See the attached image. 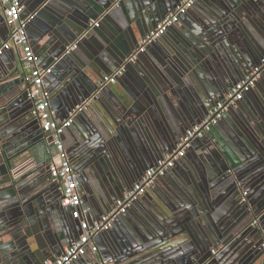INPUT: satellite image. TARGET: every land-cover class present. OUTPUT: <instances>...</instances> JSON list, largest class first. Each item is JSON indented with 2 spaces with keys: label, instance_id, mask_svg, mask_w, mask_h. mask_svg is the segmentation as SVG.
<instances>
[{
  "label": "water",
  "instance_id": "water-1",
  "mask_svg": "<svg viewBox=\"0 0 264 264\" xmlns=\"http://www.w3.org/2000/svg\"><path fill=\"white\" fill-rule=\"evenodd\" d=\"M180 1L24 4L21 17L33 15L27 33L38 62L51 66L45 79L51 82L54 118L68 119L73 113L61 139L75 138L63 143L77 174L81 208L93 213L90 226L264 56V0H198L202 8L190 11L195 4L170 27L179 30L171 43H162V35L129 61L140 41ZM71 44L75 48L66 52ZM6 54L21 71L16 78H9L14 67L3 65ZM121 66L125 71L117 81L123 89L117 92V85L104 77ZM24 76L13 51H3L0 264L53 261L82 232L61 204L48 164L21 172L24 155L47 135L32 114ZM97 104L102 116L95 113ZM79 120L85 127L81 133L75 126ZM135 210L141 214L136 225ZM123 217L128 227L119 231ZM92 240L98 251L88 249L90 262L82 264H264V71L203 138L191 141L166 176Z\"/></svg>",
  "mask_w": 264,
  "mask_h": 264
},
{
  "label": "built area",
  "instance_id": "built-area-1",
  "mask_svg": "<svg viewBox=\"0 0 264 264\" xmlns=\"http://www.w3.org/2000/svg\"><path fill=\"white\" fill-rule=\"evenodd\" d=\"M197 1L181 0L175 9L165 15L156 27L140 41L139 48L128 60H134L137 53L143 52L146 46L164 35ZM0 5L3 8L5 24L9 29L8 40L0 45V54L13 47H18L20 50V60L25 73L28 98L33 104L32 114L38 120L41 130L47 133L46 138H51L46 145V151L51 155L48 161L49 179L51 183L57 185L62 195L61 204L70 209L71 219L79 222L82 231L78 239L65 246L62 253L55 260H46L44 264H72V262L83 257L88 249L96 253L98 247L92 238L98 233L110 229L116 217L124 214L131 203L143 195L157 178L166 176L174 167L176 161L185 155L191 141L203 138L210 128L222 118L227 109L243 99L245 93L256 85L260 74L264 71L263 56L242 80L227 90L222 101H218L201 121L186 130V133L180 138L176 148L171 153L166 154L162 159L157 160L155 165L146 169L131 188L116 200L115 207L109 213L101 215L90 226L85 211L81 208L82 201L77 185V174L61 139L64 129L71 123L73 113H70L68 119L58 120L54 118V110L50 105V92L44 87V79L50 73L51 68L39 65L27 35V24L33 15H30L29 18L21 17L24 10L21 0H0ZM94 25H97V22H94ZM73 48H75V44L68 46L66 52ZM123 70V66L117 68L104 77L105 81L113 82L121 76ZM77 108L81 109L82 107L78 106ZM244 196L245 193H243L242 200H244ZM261 246L264 247V241ZM212 252L215 253L216 250L213 249Z\"/></svg>",
  "mask_w": 264,
  "mask_h": 264
},
{
  "label": "crops",
  "instance_id": "crops-1",
  "mask_svg": "<svg viewBox=\"0 0 264 264\" xmlns=\"http://www.w3.org/2000/svg\"><path fill=\"white\" fill-rule=\"evenodd\" d=\"M21 3H22V5L24 6V4H26V3H28V0H21ZM29 4H30V1H29ZM200 8H202V6H200V3L199 4H196L190 11H195L196 9H200ZM175 9V8H174ZM189 11V12H190ZM0 12L3 14V8L1 7V5H0ZM183 25V24H182ZM183 26H185V25H183ZM188 28H186V30H187ZM35 31H36V29H34ZM179 30H178V28H177V26H174L173 28H170L169 30H168V32H169V34H168V32H167V34H164L163 35V37L165 38V39H163V37H161L160 38V40L162 41V43H166V41H168V42H170V39L171 38H173V35H174V33H176V32H178ZM0 32H1V34H0V40L1 39H3V41H1V43H0V45L2 44V43H4V42H6L7 40H8V37H9V29H8V27L6 26V24H4L3 23V25H1L0 26ZM166 33V32H165ZM27 35H28V33H27ZM28 39H29V43L31 44V46L33 47V41H32V38L28 35ZM166 40V41H165ZM171 43V42H170ZM10 50H12L13 51V54H14V56H16V60H18L19 62L21 61L20 60V50H19V48L18 47H13V48H10V49H8V50H5V51H10ZM6 57H5V60L3 61V65H4V67L5 68H8L9 67V69L10 68H13L14 66H15V64H16V62H14L15 60L10 56V55H8V54H6L5 55ZM131 56V55H130ZM128 59V58H127ZM126 59V60H127ZM39 63V65L40 66H44V64H46L44 61H42V62H38ZM49 67H51V66H49ZM20 68V67H19ZM48 68V67H47ZM117 69V68H116ZM115 69V70H116ZM114 70V71H115ZM114 71H112V72H114ZM125 70H123V72H124ZM111 72V73H112ZM133 72L134 73H136V71H135V69L133 68ZM52 73V72H51ZM110 73V74H111ZM19 75H21V71H19V69L16 71L15 70V67L13 68V70H12V72L10 73V75H9V78L10 79H13V78H16L17 76H19ZM25 77V76H24ZM119 77H121V76H119ZM119 77H117L113 82H111L112 84H114V86L115 85H117V87H115V89H114V91H120V92H122V86H121V82H118L117 81V79L119 78ZM120 81V80H119ZM50 84H51V82L49 81V79H45V82H44V87H46L47 89L49 88V86H50ZM59 109H62V107L60 106L59 107ZM95 113H97L98 115H103L102 114V112H101V109H100V106H99V104H97V107H96V109H95ZM57 117V116H56ZM57 119L58 120H60L59 119V117H57ZM63 120V119H62ZM75 126H76V129H77V131H79L80 133L83 131V129L85 128L84 127V122L82 121V120H79V121H76V124H75ZM68 138H69V140H72L73 139V136H71V135H69V137L68 136H65L64 137V139H63V141L64 142H67L68 141ZM73 140H75V138L73 139ZM47 143H48V138H46V136L44 137V139H43V141H41L39 144H37V146H35V147H33L32 148V151H31V153H29L28 155H24V157H23V159H24V161H23V163H21V165H20V167H21V172H26L27 171V169H31V168H34V167H40V168H42V167H45V166H47V164H48V161L50 160V157H49V152H47L46 151V145H47ZM203 145H205V143L203 142ZM67 151V150H66ZM196 153L197 152H200V148H198L197 149V151H195ZM171 178V177H170ZM157 181H159V185L160 186H165V184H164V182H161L160 180H157ZM160 186H158V187H160ZM158 187H155V188H157L158 189ZM159 190V189H158ZM160 191V190H159ZM152 193V197H153V199H157V197H156V195H155V193H153V192H151ZM152 198H150V199H148V202L149 203H153L152 202V200H151ZM140 207H141V209L142 210H145V208L147 207V205L146 206H144L143 204L142 205H140ZM85 211V210H84ZM140 210H135V213H134V216L132 217V221H133V223L136 225L137 223V216H140L141 214H140V212H139ZM85 214H86V216H87V218H88V220L90 219V218H92L93 217V213L92 214H88L86 211H85ZM99 217V216H98ZM97 217V218H98ZM72 221V220H71ZM119 222H118V224H117V226H118V229L117 230H121V231H124L125 229L127 230V227H128V222L126 221V218H119V220H118ZM126 223H127V225H126ZM119 230V231H120ZM113 233L115 234V235H118L119 236V232H117L116 230H114L113 231ZM93 253V252H92ZM81 258H83L84 260H83V262H80L81 264L82 263H88V262H90V258L89 257H87V256H83V257H81ZM80 258V259H81ZM79 260V259H78Z\"/></svg>",
  "mask_w": 264,
  "mask_h": 264
},
{
  "label": "flooded vegetation",
  "instance_id": "flooded-vegetation-1",
  "mask_svg": "<svg viewBox=\"0 0 264 264\" xmlns=\"http://www.w3.org/2000/svg\"><path fill=\"white\" fill-rule=\"evenodd\" d=\"M49 155V157L51 156L50 154H48Z\"/></svg>",
  "mask_w": 264,
  "mask_h": 264
}]
</instances>
